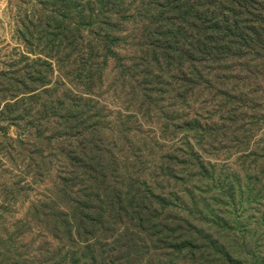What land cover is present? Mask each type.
Segmentation results:
<instances>
[{"label":"rangeland","instance_id":"1","mask_svg":"<svg viewBox=\"0 0 264 264\" xmlns=\"http://www.w3.org/2000/svg\"><path fill=\"white\" fill-rule=\"evenodd\" d=\"M141 2L128 4L132 10ZM83 3L0 0V264L11 263L14 252L21 253V264H67L64 251L71 243L65 235H58L62 243L51 237L46 227L51 220L43 214L64 212L60 172L72 162L61 152L71 150L67 144L77 154L79 149L71 140L58 141L55 124L46 132L43 127L42 138L23 132L35 95L45 100V91L53 101L75 97L94 108L90 123L99 124L95 130L108 151L122 156L118 173H125L124 165L155 190L163 201L156 206L163 225L186 220L192 227L194 248L172 251L158 244L153 249L147 239L138 242L132 226L117 225L112 241L91 248L94 255L103 251L97 263L109 262L110 253L112 264H264V77L258 87L243 64L230 62L219 75L211 74L213 89L193 87L183 103L177 95L190 87L184 80L188 69L172 74L164 69L142 80L157 82V92L145 98L128 76L140 64L143 28L138 18L126 17L116 22L117 58L106 66L99 60L100 80L88 94L87 75L71 66L74 55L68 57L72 50L65 42L88 36V26L83 32L74 26ZM226 95L246 107L227 104L234 100L227 102Z\"/></svg>","mask_w":264,"mask_h":264},{"label":"trees","instance_id":"2","mask_svg":"<svg viewBox=\"0 0 264 264\" xmlns=\"http://www.w3.org/2000/svg\"><path fill=\"white\" fill-rule=\"evenodd\" d=\"M82 1L79 23L74 26L82 27V32L88 26L90 29L85 31L88 36L65 42L72 50L68 57L74 55L71 66L82 67L87 75L89 82L85 87L88 94H92L95 82L100 80L99 76L95 79L100 72L99 60L104 61L102 66H106L109 58H117L114 50L120 30L116 22L126 20V17L138 18L143 28V41L137 44L140 64L132 65L129 70L132 74L128 76L136 83L138 91L145 93V98L157 92V82L142 80L150 79L155 72L165 73L164 69L169 74L174 73L172 70L188 69L189 74H184V80L190 87L177 95L183 103L193 87L199 89L205 84V88L213 89L209 80L211 74L215 72L219 75L230 67V62L243 64L244 70L250 74L249 80L253 75L255 81L264 77V0H142L141 7H133L132 10V5L128 3L133 0ZM254 64L259 68H255ZM154 78L160 80L161 76ZM219 78L217 76L216 79ZM138 80L142 82L138 83ZM257 86H260L258 81ZM217 91L225 95V90ZM48 94V91L44 92L45 100L41 95H35L33 114L25 122L23 132H34L42 138L43 127L46 125V132L50 125L55 124L60 128L56 132L58 141L65 144L66 140H71L79 149L77 154L72 150L73 146L67 144L71 150L63 149L61 152L65 160L72 162L68 170L60 172L66 199L61 204L64 212L49 216L43 214L46 221L47 218L51 220V224L46 225L52 231L51 237L62 243L58 235H65L71 243L69 250L64 251V262L99 264L96 259L103 256V251L94 255L91 248L112 241L116 235L114 227H124L126 223L132 226L138 242L147 239L153 249H156V244L172 251L185 247L193 249L194 236L190 223L182 220V225H163L156 209L157 205H162V200H159L155 190L128 174L124 165L125 173H118L117 157L122 156L116 151L112 154L108 151L105 141L95 130L99 124L90 123L96 117L94 108L82 106V102L75 97L68 98V101H53ZM226 96L227 102L234 100V104H227L246 107L238 98ZM108 154L111 155L110 160L106 159ZM30 157L28 160L31 161ZM150 185L156 184L151 182ZM32 221L40 223L37 218ZM75 242L77 245L73 246ZM131 252L138 253L137 250ZM105 256L109 262L101 261V264L114 262L110 253ZM222 256L227 262L232 261L229 254ZM21 258V253L14 252L8 261L21 264Z\"/></svg>","mask_w":264,"mask_h":264}]
</instances>
